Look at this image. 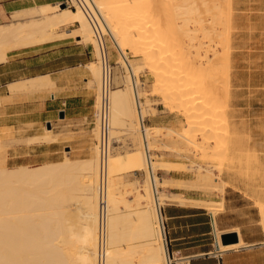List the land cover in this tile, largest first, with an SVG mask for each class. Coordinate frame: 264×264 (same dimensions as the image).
<instances>
[{
	"label": "bare ground",
	"instance_id": "bare-ground-1",
	"mask_svg": "<svg viewBox=\"0 0 264 264\" xmlns=\"http://www.w3.org/2000/svg\"><path fill=\"white\" fill-rule=\"evenodd\" d=\"M80 1L85 9L79 0H72L73 8L69 6L62 8V4L44 5L41 7V14L56 10L59 12L38 22H17L0 26V65L8 62V53L11 51L40 47L48 41L56 38L61 40L65 36L78 37L81 39L79 43L91 44L95 57L99 60L86 64L91 75L90 79L85 78L88 87L96 89L94 107L97 118L96 126L89 131V157L82 161L65 158L61 162L27 164L12 168L0 161V264H172L171 260L189 264V260L195 256L175 257V253L174 259L169 257L165 227L162 224L164 217L160 214L164 203L162 193L164 183L155 174L158 162L150 153L153 148L152 139L159 134L160 128L142 125L146 111L145 105L141 102L142 93L137 86L138 69L127 56L142 50L155 76V86L162 91L167 100L183 110L187 123L180 130L170 129L166 136L184 140L186 144L181 143L183 149L189 151L194 145L205 151L242 154L251 145H242L237 140L231 143L227 136L230 131L225 128L227 123L224 124L225 116L224 120L217 117L218 120L224 121L220 125L214 121L217 120L215 115V119H212L213 111L220 105L218 101L221 102L224 98L219 92L216 93V87L215 90L213 86L209 87L214 81H217L218 86L221 84L218 81L220 78L214 79L218 75L224 76L222 83L224 90L230 86L233 67L231 38L227 39V36H230L227 32H230L229 30L225 32L224 27L223 34L218 33V27L221 24L226 26L222 23L224 19H228L225 20L228 24L230 20L233 21L232 8L228 6L226 11L219 5L210 7L204 3L202 7L199 6L203 8L200 10L195 2L187 0L188 4L184 2L187 5L182 6L183 10L173 12L171 0ZM156 4H162L167 11L171 6L170 10L173 12L171 15L183 11V18L179 17L182 14H176L183 24L184 37L181 40H178L179 37L175 38L177 33L173 34L174 37L171 35V31H175L172 28V20L164 21L166 22L164 24L154 18ZM178 18L176 19L174 15L172 18L174 23ZM68 25H74L76 28L70 33L54 32L57 27ZM98 33L108 36L106 39L103 38V43L110 42L114 47L117 53L114 64L123 70L121 81L124 83L123 88H113L111 83L108 92L110 129L109 153L105 164L101 158L100 114L103 70L102 47ZM212 38L216 43L220 40L221 44H217L222 46L219 48H223L221 53L215 44L211 45L212 43L208 42L209 45H206L208 40L214 43L215 40ZM176 46H179L181 51H176L178 49ZM203 46H207V49L212 48L206 52L212 51L213 57L201 53ZM218 55L221 57L215 60L214 57ZM222 69L225 73L221 72ZM55 80L46 74L12 81L8 84V96L12 97L17 93L52 92L50 98L55 100V91L52 89ZM208 81L212 83L208 85ZM118 84L119 82H114V85ZM213 84L215 85V82ZM5 100L6 96L0 95V106L5 104ZM198 110H202V114ZM221 113L222 110L220 115ZM211 115L214 123L220 126V132L222 133L221 129H224L225 133L222 134L227 135L223 136L217 132L215 124L212 125L213 121L210 122L211 119L208 124L207 118L209 119ZM202 120H206L207 124ZM198 122H204L205 125L202 127ZM214 130L216 133H213ZM124 131L138 134L140 149L133 153L113 155L111 141ZM51 133L52 130L47 129V132L33 137L32 140L54 142L56 138ZM7 144L1 135L0 151L4 152ZM256 160L259 163L261 159L257 157ZM198 168L202 170L200 165ZM234 168L237 169L235 166ZM217 170L218 172L213 174L211 169H207V178L216 177V180L220 179L226 184L233 180H250V177L241 176L242 172L241 175H225L222 168ZM128 172H144L146 180L142 184L133 180L125 181V174ZM86 187L91 190L89 195L85 193ZM257 204L264 214V204L261 202ZM72 207H75V212L72 211ZM210 213L214 217L216 245L221 252L241 246L251 247L243 242L240 236L238 245H223L222 232L218 230L216 221L214 222L216 211L211 209Z\"/></svg>",
	"mask_w": 264,
	"mask_h": 264
},
{
	"label": "rangeland",
	"instance_id": "rangeland-1",
	"mask_svg": "<svg viewBox=\"0 0 264 264\" xmlns=\"http://www.w3.org/2000/svg\"><path fill=\"white\" fill-rule=\"evenodd\" d=\"M171 1L173 2H171L173 9H171L170 6L167 11V8L162 4H156L158 6L155 5L153 16L156 20L159 19L163 23L164 21L171 22L172 20L171 24L174 26H172V28L173 30L175 29V31H171V35L174 37L173 34L175 35L177 33L175 38L179 37L178 40H181L184 37L183 24L176 14H182V17H179L183 18V11L182 13L175 12L173 15L170 13L179 11L183 8V4H188V1ZM191 2H195L198 8L199 6L202 7L204 3L208 6L210 5V7L219 5L226 11L228 10V6L232 8L233 21L231 22L230 20V24H228L225 21L228 19H224L222 23L226 26H222L221 24L220 26L222 27H218V33L223 34L224 31L227 32L228 30L230 32H227V35L230 34V36H227V39L229 37L231 38L232 48L230 52L233 56L232 64L234 68L232 67L231 70L229 89H227L225 85L224 87L226 90L223 89L222 83L224 82V76L219 77L218 75L214 78L215 80L217 78L222 80H218L219 83H221L219 86L217 81H214L215 85L217 83L216 86L213 84L214 82L208 81V85L210 83L213 84H210L209 87H216V90L214 88L216 93L219 92L221 97L224 98L222 99L223 102L221 101L222 105L221 102L218 101L220 105H216L217 107L213 111L215 114L212 113V115L213 117L215 115L216 118H223L225 116V123L223 121L224 118L223 120H218L219 118H217V120L214 121H217L216 123H219L218 125H220V123H227V127L225 126V128L230 131V134L225 135L230 138L231 143L237 140L242 145L247 146L250 144L251 146L247 149V153L243 152L242 154L232 155L228 152L205 151L194 145L190 151L188 149H183L181 143L184 142V140H176L165 135L170 129L180 130L187 123L183 110L174 105L172 101L167 100L162 94V91L155 86V76L150 70L151 68L147 61L146 54L144 53L145 55H143L141 52L142 50H138L139 52L137 54H128L127 57L129 61L138 69L137 86L142 93L141 102L145 105V126L160 128L159 134L152 139L153 148L150 150V153L152 156L156 157L158 162L155 174L164 183L162 186L164 203L161 210L165 221L166 233L168 229L164 212L166 206L173 204L198 206L209 212L211 209H214L216 214H218L224 209L223 196L226 188H230V190L234 192L238 191V194L244 197V201H242L244 202V206H242V208H244L243 215L248 223V231L250 235L254 237L256 236L255 232L259 229L264 231V214L261 213V209L257 204L258 202L264 204V0H191ZM69 7L71 8L72 6ZM201 7L199 9L203 10ZM177 8L179 9L176 10ZM170 9L173 10V12ZM58 12L59 11L56 10L49 11L47 14L36 13L34 15L20 17V20L17 21L38 22ZM174 15L176 19L178 18L179 20H175V23L173 21L174 19H172ZM171 16L173 17L171 18ZM17 21L11 20L10 17V19L3 22L2 24L4 25L1 26L17 23ZM224 27H226V30ZM75 28L76 26L74 25L57 27L54 32L61 33L66 31V33H70ZM176 28L179 29L176 30ZM222 28L224 31H222ZM80 40L81 39L78 37L65 36L61 40L56 38L55 40L48 41L40 47L11 51L8 53V61L12 62V64L6 62L7 65H0V95L6 96L7 99L4 101L5 104H2L4 107L2 105L0 106V130L2 133L5 132L2 134L0 131V136L2 135L3 139L8 142V144H12L15 140L14 144H7L4 152L3 150L0 151V161L4 162L7 167L12 168L27 164L37 165L40 163L61 162L65 158L72 161H82L89 157V131L93 130L94 126H96L95 122L97 118L94 107L96 89L88 87L89 85L86 79H90L91 75L86 68V64L91 61L99 60L95 57L93 46L91 44L79 43L78 41ZM208 42H210L209 44L212 43L211 45L215 44L217 50L221 53V49L223 48H219L222 47L218 45L221 44L220 40L217 42L218 44L216 40L214 43L208 40L206 45ZM207 46H203V51L201 50V53L203 55L207 53L208 56L213 57L212 51L206 52L212 49H207ZM176 47L179 49H175L176 51H181L179 46ZM108 48L113 72L112 87L123 88L124 83L121 81V79H123V70L118 65L114 64L117 53L110 42L108 43ZM35 53L38 54L36 61L27 57ZM220 57L221 56L218 55L214 57V59L216 60ZM4 69H7V75H2ZM224 69L226 70V68ZM48 71H54L52 78L56 79L52 87L53 91H55V100L50 98L52 92H47L46 94L39 92L32 94L17 93L12 97L8 96L9 89L8 85L4 84L5 81L25 79L26 76L30 74L39 72L45 73ZM226 71H228V69ZM221 72L225 73L224 70ZM222 74L223 73H221V75ZM240 78L242 80H239ZM114 82H119V84L114 85ZM225 82L227 83V81ZM220 95L218 94L219 100L221 99ZM7 101L9 102L6 103ZM221 110L222 115H220ZM198 112L202 114V110H198ZM61 114L63 117H61ZM212 115L209 119L207 118L208 124ZM215 117L212 119H215ZM212 119L210 122L213 121ZM196 121H198V119ZM202 121L206 122V120ZM214 121L212 125L215 124L214 126L217 132L221 133L219 129L220 126H217ZM204 122H198V124L201 123L203 127L205 125ZM4 126L10 127L2 128ZM47 129L52 130L51 134L56 138L54 142L46 143L32 140L33 137L41 136L47 132ZM222 130L224 132V129H221V131ZM9 131H11V133ZM213 133H216L215 130ZM14 136L17 137V139ZM8 139L11 142H9ZM16 140L18 142L21 141L17 143ZM212 140L214 139L212 138ZM30 143L34 145H30ZM139 144L140 140L138 134L124 131L111 141L110 148L113 155H123L137 152L140 149ZM257 157L261 159L259 163L256 160ZM198 165L202 167V170L198 168ZM233 165L237 167V169L234 168ZM206 168L211 169L213 174H216L218 172L217 169L220 168L223 169L225 175H241L242 172L241 176L250 177V180H233L229 184H226L220 179L216 180V177L208 179ZM145 177L144 172H128L125 174V181L133 180V182L135 181L138 184H142L146 180ZM85 193L89 195L91 190L86 187ZM131 197L130 195V198ZM71 209L73 212L76 211L75 207ZM237 232L241 237L239 230ZM203 238L207 239L204 243L214 242L213 235ZM169 250L173 252L170 245ZM177 255L183 257L175 251L174 256L177 257Z\"/></svg>",
	"mask_w": 264,
	"mask_h": 264
},
{
	"label": "crops",
	"instance_id": "crops-1",
	"mask_svg": "<svg viewBox=\"0 0 264 264\" xmlns=\"http://www.w3.org/2000/svg\"><path fill=\"white\" fill-rule=\"evenodd\" d=\"M62 2L63 0H0V26L4 25L2 23L9 20L10 17L11 20L17 21L20 20V17L40 13L41 7L44 5L49 6ZM37 55L35 53L27 57L36 61ZM7 63L12 64L10 61ZM6 70H3L2 75H7ZM44 74H49L52 77L54 71L34 73L26 76V78ZM15 80H7L4 84L8 85ZM238 193V191L234 192L230 188H226L223 196L224 209L216 214L214 222L216 221L218 230L222 232V235L229 232L236 233L238 242L240 238L237 231L239 230L243 242L251 245L250 248L241 246L221 252L215 244L213 215L208 210L198 206L173 204L164 209L168 228L167 238L172 251H177L180 256L184 257L195 256L192 258L191 264H264V231L259 229L255 232L256 236L250 235L248 223L243 215L244 208L242 206H244V202L242 201H244V197ZM210 235H213L214 242L204 243L207 239L203 237ZM236 244L239 243L229 246Z\"/></svg>",
	"mask_w": 264,
	"mask_h": 264
},
{
	"label": "built area",
	"instance_id": "built-area-1",
	"mask_svg": "<svg viewBox=\"0 0 264 264\" xmlns=\"http://www.w3.org/2000/svg\"><path fill=\"white\" fill-rule=\"evenodd\" d=\"M81 6L85 9L84 4L79 0ZM61 4H65L66 6H71L72 5V0H63ZM88 10L90 8L88 7ZM98 25V24H97ZM97 25L95 28H97ZM98 38H100V44L102 47V70H103V86H102V110L100 114L101 118V158L103 164H105V160L108 156L109 153V142H108V134H109V119H108V92L111 88V83H112V65H111V60H110V53L108 49V43L105 42L103 43V38L106 39L108 36L97 34ZM142 125L145 126V119H142ZM144 129V128H143ZM161 216H163L162 210H160ZM162 224L165 227V221L162 220ZM165 238H166V243H167V248L169 250V244L167 241V233L165 229ZM174 252H170L169 250V257H173ZM184 257V256H183ZM192 258L189 260V264H191ZM172 264H184L182 262H179L177 260H171Z\"/></svg>",
	"mask_w": 264,
	"mask_h": 264
},
{
	"label": "water",
	"instance_id": "water-1",
	"mask_svg": "<svg viewBox=\"0 0 264 264\" xmlns=\"http://www.w3.org/2000/svg\"><path fill=\"white\" fill-rule=\"evenodd\" d=\"M61 7L65 8L66 5L62 4ZM61 117H63L62 114H61ZM221 240H222L223 245L235 244V243H238V236L236 233L223 234L221 237Z\"/></svg>",
	"mask_w": 264,
	"mask_h": 264
}]
</instances>
